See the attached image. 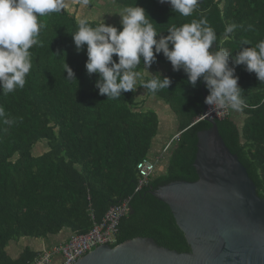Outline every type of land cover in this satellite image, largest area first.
Wrapping results in <instances>:
<instances>
[{
	"label": "trees",
	"instance_id": "trees-1",
	"mask_svg": "<svg viewBox=\"0 0 264 264\" xmlns=\"http://www.w3.org/2000/svg\"><path fill=\"white\" fill-rule=\"evenodd\" d=\"M112 1L123 8L143 7L165 36L170 25L179 27L193 19L206 18L215 29L218 39L209 51L223 47L231 53L229 67L235 68L246 105L215 119L228 148L264 198V83L234 60L241 47H254L264 40V0H199L189 17L158 0ZM79 20L66 7L42 18L45 27L38 37L40 45L30 49L33 66L24 88L7 95L0 92L4 109L0 117V264H35L42 250L26 246L12 257L7 250L10 244L24 237L46 239L64 229L85 234L111 206L125 200L133 212L120 219L112 247L135 237H151L163 247L190 251L169 206L152 191L173 180L198 179L193 165L197 133L211 127L205 119L198 120L204 106V81L198 79L192 87L183 69L171 70L160 74L171 79L168 89L152 93L144 88L176 115L179 135L166 150L163 147L164 170L155 169L137 190V164L149 158L159 133V114L144 108L145 100L138 101L136 90L118 99L99 94L97 74L90 76L85 68L86 46L77 52L71 36ZM87 20L93 26L103 22ZM231 24L240 27L225 35ZM243 40L250 44L242 45ZM65 62L77 81L66 79ZM161 62H170L163 52L153 64ZM144 69L141 63L137 71L142 74ZM151 78L141 76L137 86L143 88L142 83ZM205 92L209 95L206 85ZM39 143H45V150L36 154Z\"/></svg>",
	"mask_w": 264,
	"mask_h": 264
},
{
	"label": "clouds",
	"instance_id": "clouds-1",
	"mask_svg": "<svg viewBox=\"0 0 264 264\" xmlns=\"http://www.w3.org/2000/svg\"><path fill=\"white\" fill-rule=\"evenodd\" d=\"M81 2L88 5L89 0ZM158 2L168 3L173 12L189 17L199 0ZM64 8L65 0H0V92L7 95L24 88L33 66L30 49L40 45L38 37L45 27L42 18L60 13ZM119 16L120 29L104 21L93 26L87 19H80L77 30L71 33L77 52L86 46L85 68L88 75L97 74L95 87L100 95L118 99L124 92H134L142 75L137 68L141 63L150 67L156 55L163 52L174 71L183 69L192 87H196L198 79L206 82L209 95L205 104L210 106L209 111L241 110L246 106L239 77L235 75V68L229 67L231 53L223 47L209 51L218 37L206 18L193 19L179 27L172 24L165 36L157 31L155 22L141 6L125 7ZM238 27L236 24L227 26L225 35L234 33ZM241 43L250 44L248 40ZM234 60L264 83V40L254 47H241ZM63 67L66 79L76 80L66 62ZM171 83L169 77L155 74L141 86L156 93L168 89ZM3 116L4 109L0 107V117Z\"/></svg>",
	"mask_w": 264,
	"mask_h": 264
},
{
	"label": "water",
	"instance_id": "water-1",
	"mask_svg": "<svg viewBox=\"0 0 264 264\" xmlns=\"http://www.w3.org/2000/svg\"><path fill=\"white\" fill-rule=\"evenodd\" d=\"M205 120L211 127L197 133L193 163L198 179L173 180L152 191L169 206L190 251L135 237L113 247L101 245L72 264H264V198L228 148L216 119Z\"/></svg>",
	"mask_w": 264,
	"mask_h": 264
},
{
	"label": "built area",
	"instance_id": "built-area-1",
	"mask_svg": "<svg viewBox=\"0 0 264 264\" xmlns=\"http://www.w3.org/2000/svg\"><path fill=\"white\" fill-rule=\"evenodd\" d=\"M209 108L210 106L207 105L205 115L202 114L198 120L205 119L206 116L224 118L230 112V109H218L212 112L209 111ZM169 145L170 144L165 147V150ZM155 169L156 163L150 158H145L137 164L139 174V185L137 190L147 183ZM130 209L131 207L127 200L111 206L102 221L96 223L89 232L85 234H73L65 243L58 244L51 249L43 250L34 263L52 264L56 257H60L62 260L60 264H72L94 248L101 245L116 243L120 219L128 215Z\"/></svg>",
	"mask_w": 264,
	"mask_h": 264
},
{
	"label": "rangeland",
	"instance_id": "rangeland-1",
	"mask_svg": "<svg viewBox=\"0 0 264 264\" xmlns=\"http://www.w3.org/2000/svg\"><path fill=\"white\" fill-rule=\"evenodd\" d=\"M65 7L69 9L70 11H73L79 19L105 21L110 25L120 24L121 17L119 16V13L121 12L122 9H124L121 5H119L116 2H113L112 0H89L88 5L78 3V0H65ZM171 70H173L171 62H168V63L161 62V63L152 64L148 68L145 67V69L142 71L141 76L143 77L147 75L161 74V73H165ZM148 97L153 98L155 96L151 95ZM157 100L160 103H162L163 107H158L159 105L157 104V102H154L151 104L152 106L158 107L160 116L162 117L161 121H162L163 131L166 136H169L168 132L177 131L176 115L168 109V106L165 102H163L160 99H157ZM149 108H152V107H149ZM43 150H45V143H39L35 148V153L38 154V152H42ZM160 164L162 163L160 162ZM158 168L159 167H157V169ZM20 241L21 242L19 243V246H16L19 248L18 249L19 251L17 254H19L22 249L28 246L26 244L27 242L31 243L30 247H32V243H33L34 247L36 248H38L36 244L40 243L38 239H35L32 237H24L20 239ZM14 243L16 242H12L10 246L12 244L14 245ZM9 254L12 257L17 256L16 254H14V252L11 249H9Z\"/></svg>",
	"mask_w": 264,
	"mask_h": 264
},
{
	"label": "crops",
	"instance_id": "crops-1",
	"mask_svg": "<svg viewBox=\"0 0 264 264\" xmlns=\"http://www.w3.org/2000/svg\"><path fill=\"white\" fill-rule=\"evenodd\" d=\"M156 64V63H155ZM138 84V82H137ZM138 88H136V96H137V99L138 101H141V100H145V103H144V108L148 109L149 107H152L153 109H155L158 114H159V119H160V128H159V133L158 135L153 139V144H152V149H151V152L149 154V158L155 160L156 162V169L157 167H161L160 169L158 168L157 171H163L164 170V166L165 164H160L161 161V153L163 151V147H165V145L167 146L168 144L171 143L173 137L177 134V131L176 132H168L169 133V136H166L164 131H163V127H162V117L160 116V113H159V109L158 107H163L162 103H160L157 99V97H153V98H149L148 96H151V95H147L144 91L143 88L137 86ZM154 96V95H153ZM154 102H157V104L159 105L158 107L157 106H152L151 103H154ZM165 106V105H164ZM169 109V107H168ZM170 110V109H169ZM171 111V110H170ZM172 112V111H171ZM178 128V126H177ZM178 130V129H177ZM167 137V138H166ZM73 235L72 232L69 230V229H64L63 231H61L59 234L55 235V236H50L49 238H46V239H38L40 241V243H37V247H34V244L32 243V249L33 250H47V249H51L52 247L58 245V244H61V243H65L69 238L70 236ZM21 241H18L16 243H14V245L12 244L11 246L8 247V252H9V249H11L14 254H16L18 256V247L16 246H19V243ZM28 246L31 245V243L27 242L26 243ZM14 246V248H13ZM17 249V250H15ZM62 262L61 258L60 257H56L53 261L52 264H60Z\"/></svg>",
	"mask_w": 264,
	"mask_h": 264
}]
</instances>
